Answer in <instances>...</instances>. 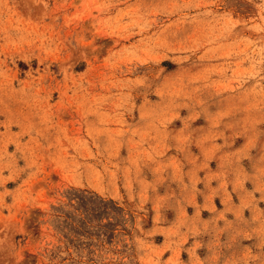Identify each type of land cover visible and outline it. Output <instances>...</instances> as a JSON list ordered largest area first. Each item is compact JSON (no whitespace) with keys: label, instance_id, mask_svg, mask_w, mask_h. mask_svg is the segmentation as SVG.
Segmentation results:
<instances>
[{"label":"rangeland","instance_id":"rangeland-1","mask_svg":"<svg viewBox=\"0 0 264 264\" xmlns=\"http://www.w3.org/2000/svg\"><path fill=\"white\" fill-rule=\"evenodd\" d=\"M0 264H264V0H0Z\"/></svg>","mask_w":264,"mask_h":264}]
</instances>
